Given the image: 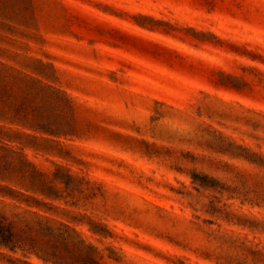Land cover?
Returning <instances> with one entry per match:
<instances>
[{
  "label": "rangeland",
  "instance_id": "obj_1",
  "mask_svg": "<svg viewBox=\"0 0 264 264\" xmlns=\"http://www.w3.org/2000/svg\"><path fill=\"white\" fill-rule=\"evenodd\" d=\"M0 227V264H264V0H0Z\"/></svg>",
  "mask_w": 264,
  "mask_h": 264
},
{
  "label": "trees",
  "instance_id": "obj_2",
  "mask_svg": "<svg viewBox=\"0 0 264 264\" xmlns=\"http://www.w3.org/2000/svg\"><path fill=\"white\" fill-rule=\"evenodd\" d=\"M16 242V235L11 231V229L0 227V245L9 247L13 250Z\"/></svg>",
  "mask_w": 264,
  "mask_h": 264
}]
</instances>
